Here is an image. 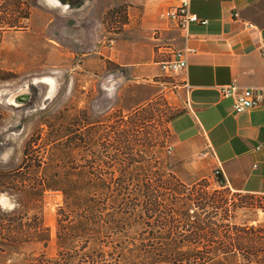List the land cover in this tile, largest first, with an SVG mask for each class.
Returning a JSON list of instances; mask_svg holds the SVG:
<instances>
[{
  "label": "rangeland",
  "instance_id": "rangeland-1",
  "mask_svg": "<svg viewBox=\"0 0 264 264\" xmlns=\"http://www.w3.org/2000/svg\"><path fill=\"white\" fill-rule=\"evenodd\" d=\"M82 1L85 4L79 8L80 3L64 0H0V172L10 173L21 165L25 144L31 140L38 142L32 151L34 156L71 161L78 177L85 173L118 176L122 168L109 165L110 161L125 158L135 161L130 172L139 176L142 159L159 157L172 169L173 158L167 151L173 147L170 121L183 111L186 98L180 78L164 75L152 63L144 67L152 73L135 74L131 68L95 55V51H106L119 39H132L123 32L126 6L113 2L105 10L104 0ZM163 56L161 61H165ZM44 78L51 80V86L40 82ZM140 108L146 111L144 120L128 125L139 118L135 111ZM50 129L70 131L49 141ZM116 129L128 130L127 143L119 140ZM69 141L74 142L72 150L65 147ZM147 142L149 146L145 147ZM61 167L64 172L66 167ZM203 180L208 181L209 192L218 190L214 179ZM135 189L132 187L130 194ZM234 193L230 194L234 203L252 207L238 210L232 222L264 225V196ZM61 205L60 193H48L43 198L42 220L51 236L44 252L49 256L57 253L56 211ZM13 207L10 196L0 193V214ZM120 212L112 205L95 210L103 218L124 221ZM67 213L82 217L87 211L79 207ZM139 231L129 225L123 234L112 231L100 235L118 246L142 239ZM41 251L42 247L35 244L0 246V264H25Z\"/></svg>",
  "mask_w": 264,
  "mask_h": 264
},
{
  "label": "trees",
  "instance_id": "trees-1",
  "mask_svg": "<svg viewBox=\"0 0 264 264\" xmlns=\"http://www.w3.org/2000/svg\"><path fill=\"white\" fill-rule=\"evenodd\" d=\"M143 110L135 111L139 118L128 125L143 121ZM129 122L124 123L125 128ZM68 131L50 129L48 139L56 141ZM116 131L119 140L127 143L128 130ZM37 145L36 140L28 141L21 165L10 173L0 172V193L14 202L10 212L0 214V246L35 244L43 249L25 264H264V225L232 222L238 210L252 206L234 203V195L218 173L213 177L218 190L212 192L207 189V180L182 184L159 157L139 162L142 176L130 172L135 161L125 158L110 161L109 165L122 168L118 176L85 173L78 177L71 161L34 156ZM65 147L72 150L74 142ZM61 164L66 167L64 172ZM132 187L136 192L130 194ZM48 193L62 196L56 211L55 256L44 252L51 242L50 230L42 220L43 198ZM108 205L120 209L126 224L95 213ZM79 207L87 214L71 217L67 213ZM129 225L140 228L142 239L117 246L100 235L112 231L123 234Z\"/></svg>",
  "mask_w": 264,
  "mask_h": 264
},
{
  "label": "crops",
  "instance_id": "crops-1",
  "mask_svg": "<svg viewBox=\"0 0 264 264\" xmlns=\"http://www.w3.org/2000/svg\"><path fill=\"white\" fill-rule=\"evenodd\" d=\"M180 1L104 0L105 10L113 2L126 6L123 32L132 39L94 54L147 76L153 70L145 65L159 66L162 55L167 61L177 51L194 50L184 72L173 76L186 98L170 121L171 172L189 185L218 173L232 192L264 196V106L236 115L232 100L218 93L231 84L264 88V0H190V13L207 24L178 30L167 12Z\"/></svg>",
  "mask_w": 264,
  "mask_h": 264
},
{
  "label": "built area",
  "instance_id": "built-area-1",
  "mask_svg": "<svg viewBox=\"0 0 264 264\" xmlns=\"http://www.w3.org/2000/svg\"><path fill=\"white\" fill-rule=\"evenodd\" d=\"M189 6L190 0H181L179 5L169 8L167 12L168 19L178 30H185L191 24H207L206 20H200L196 15L190 13ZM193 52L192 49L175 52L172 58L159 64L161 72L170 78L174 74L184 72L187 66V57ZM218 93L222 98L232 100V111L236 115L264 106V88H240L231 84L220 86ZM167 151L170 153L171 148H167Z\"/></svg>",
  "mask_w": 264,
  "mask_h": 264
},
{
  "label": "bare ground",
  "instance_id": "bare-ground-1",
  "mask_svg": "<svg viewBox=\"0 0 264 264\" xmlns=\"http://www.w3.org/2000/svg\"><path fill=\"white\" fill-rule=\"evenodd\" d=\"M40 82H42V83H46V84H48V85H50L51 86V84H52V82H51V80H49V79H47V78H44V79H42V80H40ZM48 87V86H47ZM53 91V90H52ZM54 91H55V89H54ZM53 93V92H52ZM51 93V94H52Z\"/></svg>",
  "mask_w": 264,
  "mask_h": 264
}]
</instances>
